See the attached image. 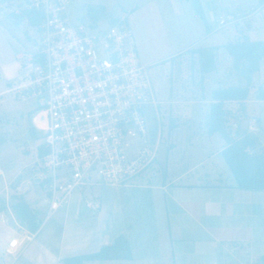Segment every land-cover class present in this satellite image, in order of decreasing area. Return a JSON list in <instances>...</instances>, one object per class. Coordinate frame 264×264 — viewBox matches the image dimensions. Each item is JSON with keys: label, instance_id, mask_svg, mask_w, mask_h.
<instances>
[{"label": "crops", "instance_id": "1", "mask_svg": "<svg viewBox=\"0 0 264 264\" xmlns=\"http://www.w3.org/2000/svg\"><path fill=\"white\" fill-rule=\"evenodd\" d=\"M91 1L105 7V11L115 7L119 18L128 22L140 61L148 69L168 63L193 47H217L218 57L228 43L243 39L264 41V0H208L214 18L211 26L201 0L202 16L192 0ZM3 2L0 0L2 9ZM6 2L11 12L0 18V80L6 81L7 88L0 90V94L14 92L11 89L16 78L35 51L28 21L13 19V3ZM227 8L252 12L244 27H233V39L229 32L223 33L226 28L215 29L216 18ZM227 56L223 66L218 57V72L210 73L204 86L209 81L214 85L223 80L229 83L235 75L239 76L237 84L244 85V79L232 66V56ZM259 87H264V57L247 98L225 100L223 105L227 117L242 112L246 118H256L259 130L253 135L258 148L264 149V99L257 97ZM188 101L194 106L188 118L185 121L179 119L178 113L174 115L176 127L170 134V146L161 143L160 147L176 149L177 141L171 135L190 123L208 139L209 145L199 143V157L195 154L189 161L182 153L166 156L168 152L163 154L160 148L144 181L105 186L92 200H85L84 189L74 193L69 206L56 212L62 222L60 231L41 239L40 228L31 231L20 222L11 200L14 219L8 215V224L0 222V264H60L66 257L95 253L120 235L128 239L131 259L84 264H260L264 256V190L239 188L221 155L225 140L218 141L216 147L212 145L211 139L219 133L207 132L205 122L212 102L208 93L204 91ZM245 133L247 122L242 119L237 138ZM208 162L211 165L206 166ZM0 199L4 203L1 212L6 205ZM25 231L34 235L32 240L16 257L7 253L8 241L20 238Z\"/></svg>", "mask_w": 264, "mask_h": 264}, {"label": "built area", "instance_id": "2", "mask_svg": "<svg viewBox=\"0 0 264 264\" xmlns=\"http://www.w3.org/2000/svg\"><path fill=\"white\" fill-rule=\"evenodd\" d=\"M11 1L14 13L35 11L40 17L37 25L27 23L35 51L11 90L23 101L47 98L43 106L38 105L32 122L40 131L42 150L35 183L42 191L48 220L86 187L134 182L158 155L160 117L149 69L140 61L126 20L106 28H99L93 18L75 25L67 15L71 0ZM251 15L224 9L215 29L242 28ZM242 119L247 133L259 130L256 118L237 112L227 117L232 138L238 137ZM0 197L6 205L0 222L8 224L14 214L5 180ZM33 236L25 231L20 238H11L5 251L16 257Z\"/></svg>", "mask_w": 264, "mask_h": 264}, {"label": "rangeland", "instance_id": "3", "mask_svg": "<svg viewBox=\"0 0 264 264\" xmlns=\"http://www.w3.org/2000/svg\"><path fill=\"white\" fill-rule=\"evenodd\" d=\"M3 1V9L0 7V18L8 17L11 12L6 0ZM97 8V3L91 0H85L84 2L83 0H71L67 7L69 21L76 25L80 22H85L88 18H93L98 22L99 28H106L121 19L115 7L100 14L98 19L94 18L92 16ZM234 31L233 27H228L223 33L229 32V36L231 35L232 37ZM227 55L228 52L225 49H221L218 53L222 66L226 63L225 59L228 57ZM196 57V55L190 52H185L178 55L173 61L170 60L168 63H162L149 69L157 107L158 104H162V108L167 114L168 112L172 115L178 113L180 115L179 119L181 117L185 121L193 106V102H189L188 100L200 97V94L204 91L210 96L211 90L216 86L225 87L228 84H237L236 80L239 77L235 75V81L226 83L223 80L219 85H214L209 81L202 88L200 70ZM6 88V81L0 80V90ZM46 101V97L23 101L16 98L14 92L6 91L0 94V158L3 169V176H0V184L4 185L5 180L9 184L11 195H21L37 210L41 219L39 229L41 233L38 239L44 238L50 232H59L62 227V222L59 220L57 213L53 214L48 220H45L46 206L42 201V191L35 183V175L37 172L36 162L38 159L37 150L41 144V139H35L31 135L30 122L33 119L38 105L43 106ZM203 118V113L201 112L200 120L202 121ZM150 120H152V132H154L155 124L153 113L150 116ZM37 134L40 135L39 130H37ZM171 137L177 141L178 146L176 149H171L166 146L160 147V145L159 151L161 148L163 154L168 152L166 156L182 153L189 161L192 160L191 157L195 154L198 157L200 156V154H197V150L201 146L199 145L200 142L203 145H209L208 139L203 138V134L199 133L197 127L194 128L190 123H185L183 128L181 127L179 130L174 131ZM222 140L223 138L219 134H214L211 139L212 145L216 147L218 141ZM163 154L161 156H164ZM207 165H211V162L206 163ZM104 188L105 186L86 187L84 189L85 200L97 198Z\"/></svg>", "mask_w": 264, "mask_h": 264}, {"label": "trees", "instance_id": "4", "mask_svg": "<svg viewBox=\"0 0 264 264\" xmlns=\"http://www.w3.org/2000/svg\"><path fill=\"white\" fill-rule=\"evenodd\" d=\"M198 14L203 15V10L199 0H192ZM105 12V7H98L93 13L94 18ZM15 20H27L33 25L39 24V13L35 11L11 13ZM226 50L232 56V65L235 70L244 79V85H229L219 87L211 91L209 112L206 117V128L208 134L219 133L226 142V146L221 151L236 185L241 189L264 190V149L258 148V140L255 135L245 133L237 139H233L226 128L227 115L224 110L223 102L225 100H243L249 94L250 84L254 75L259 71L261 61L264 57V41H250L248 39L238 40L225 45ZM217 47H193L185 52L196 55L199 65L201 87L204 88L205 78L210 73L218 72ZM183 52V53H185ZM182 54V53H181ZM180 55V54H179ZM178 56V55H177ZM177 56L170 59L173 61ZM257 97L264 99V87H259ZM18 98V96H16ZM19 99V98H18ZM158 113L161 117L160 123V141L162 144H169L171 132L176 127V117L170 112L164 111L162 104H158ZM30 133L35 139H41L37 134V129L31 119ZM155 128V126H154ZM155 130V131H154ZM151 135L154 137L156 128ZM42 150L38 146L37 166ZM152 165V164H151ZM151 167V166H150ZM145 169L134 182L144 181L148 175ZM12 207L20 222L29 230L36 231L41 226V219L36 209H34L21 195H11ZM4 208V203L0 199V210ZM131 259L128 239L120 235L109 246L102 247L99 251L91 254H81L66 257L60 264H84L86 261L104 260V259ZM260 264H264V256Z\"/></svg>", "mask_w": 264, "mask_h": 264}, {"label": "water", "instance_id": "5", "mask_svg": "<svg viewBox=\"0 0 264 264\" xmlns=\"http://www.w3.org/2000/svg\"><path fill=\"white\" fill-rule=\"evenodd\" d=\"M201 1H202V6L205 10L206 19H207L209 25L211 26L214 18L210 14V4L208 3V0H201ZM204 3H206L207 7L205 6Z\"/></svg>", "mask_w": 264, "mask_h": 264}]
</instances>
